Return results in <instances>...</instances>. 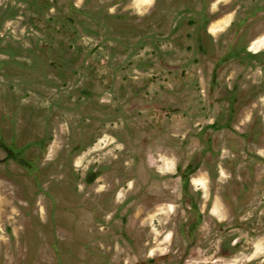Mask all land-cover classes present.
Segmentation results:
<instances>
[{
  "label": "rangeland",
  "instance_id": "obj_1",
  "mask_svg": "<svg viewBox=\"0 0 264 264\" xmlns=\"http://www.w3.org/2000/svg\"><path fill=\"white\" fill-rule=\"evenodd\" d=\"M262 44L264 0H0V264H264Z\"/></svg>",
  "mask_w": 264,
  "mask_h": 264
},
{
  "label": "crops",
  "instance_id": "obj_2",
  "mask_svg": "<svg viewBox=\"0 0 264 264\" xmlns=\"http://www.w3.org/2000/svg\"><path fill=\"white\" fill-rule=\"evenodd\" d=\"M210 32H211V34L216 35V34H217V29H216V27H212V28L210 29ZM257 52H258V51H257ZM197 181H198V180H193V184H197ZM213 215L219 218L218 214H217L215 211H213Z\"/></svg>",
  "mask_w": 264,
  "mask_h": 264
},
{
  "label": "flooded vegetation",
  "instance_id": "obj_3",
  "mask_svg": "<svg viewBox=\"0 0 264 264\" xmlns=\"http://www.w3.org/2000/svg\"><path fill=\"white\" fill-rule=\"evenodd\" d=\"M246 51L251 52V48H247ZM254 54H257V51H254Z\"/></svg>",
  "mask_w": 264,
  "mask_h": 264
},
{
  "label": "bare ground",
  "instance_id": "obj_4",
  "mask_svg": "<svg viewBox=\"0 0 264 264\" xmlns=\"http://www.w3.org/2000/svg\"><path fill=\"white\" fill-rule=\"evenodd\" d=\"M217 29V28H216ZM259 44V43H258ZM262 45H264V44H262ZM259 47H261V46H259Z\"/></svg>",
  "mask_w": 264,
  "mask_h": 264
}]
</instances>
